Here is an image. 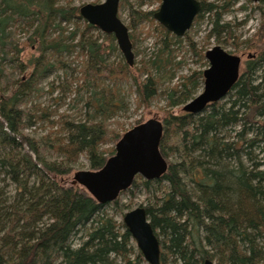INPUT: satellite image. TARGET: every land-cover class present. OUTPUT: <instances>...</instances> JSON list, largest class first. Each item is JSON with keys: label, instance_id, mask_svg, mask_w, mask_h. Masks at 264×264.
Wrapping results in <instances>:
<instances>
[{"label": "trees", "instance_id": "trees-1", "mask_svg": "<svg viewBox=\"0 0 264 264\" xmlns=\"http://www.w3.org/2000/svg\"><path fill=\"white\" fill-rule=\"evenodd\" d=\"M61 1L0 0V80L6 89L0 92V264H148L123 219L116 218L124 215L120 197L132 193V198L139 188L153 199L145 208L160 240L162 264H203L207 258L218 264H264V47L247 61L224 99L199 114L176 113L203 87L204 69L163 91L152 66L142 62L134 69L123 59L109 62L99 42L101 30L82 18L80 6L68 5L72 0ZM123 4L130 10L131 39L137 25L154 26L146 31L160 37L153 63L169 67L173 46L183 38L157 22L155 11L136 10L127 0ZM203 11L214 17L211 35L218 40L231 31L221 23L225 7L203 2ZM19 25L31 31L39 51L22 62ZM105 37L109 53L118 51L115 36ZM188 42L205 63V50ZM77 49L82 58L78 78L90 94L87 118L64 120L68 135L61 142L51 135L25 134L37 116L28 106L41 95V81L68 67L64 54ZM3 60L15 64L22 76L14 78ZM129 80L138 107L166 95L170 109L160 147L169 166L159 179L138 175L132 189L103 204L64 175L81 154L93 170L104 166L110 156L100 147L121 137L111 136L115 130L108 120L121 107L119 86ZM46 148L65 161L49 160Z\"/></svg>", "mask_w": 264, "mask_h": 264}, {"label": "rangeland", "instance_id": "rangeland-1", "mask_svg": "<svg viewBox=\"0 0 264 264\" xmlns=\"http://www.w3.org/2000/svg\"><path fill=\"white\" fill-rule=\"evenodd\" d=\"M105 0H72L71 6H82L87 3H101ZM134 6L136 10L157 11L160 8L162 0H127ZM206 4L213 3L218 6H223L226 11L221 15V23L230 25V32L223 33L218 40L215 35H211L213 28V16L202 11L195 19L192 27L182 37V42L173 46V61L169 67H157L154 60L157 58L158 46L156 41L159 40L158 32H154L151 36L146 34V31L153 30L154 26L149 23L137 25L136 36L132 38L133 51L135 54V66L140 67L142 62L151 67L153 76L160 77L163 80L161 90L174 86L179 81H182L184 76L199 69H205L209 66L208 61L200 62L198 57L193 54L188 40H192L198 48H203L205 52L220 45L222 48L233 54L242 57L241 71L247 65V61L254 59L259 50L264 47V1L254 2L253 0H200ZM68 2L62 0L60 4L66 5ZM219 11V10H218ZM119 15L122 21L129 27L131 32V18L128 4H123L120 7ZM158 22V21H157ZM71 29V25H69ZM16 29V39L20 42V47L23 48L19 61H26L30 56L39 54L37 49L38 44H33L30 40L31 31L19 25ZM98 35V34H97ZM97 35H94L97 37ZM188 38V39H187ZM99 42H102L106 47L107 60L116 63L119 60H125L124 55L118 47V51H110L109 43L105 37V33L101 31ZM117 44V43H116ZM118 46V45H117ZM78 49L71 53L64 54V61L68 67L61 68L46 76L40 83L42 89L41 95L34 99L33 103L29 104L32 112H36L34 117V125L29 126L24 130V133L36 138L52 137L53 140L61 142L67 138L68 132L64 127V120L68 119L74 122H82L87 118L86 102L89 100V93L86 91L82 82L79 81L78 73L82 67V58L77 56ZM4 67L12 73L14 78L22 76V71L10 61H2ZM20 63V62H19ZM134 66V69H135ZM28 71V70H27ZM30 71V69H29ZM136 72V70H135ZM27 73V72H25ZM108 85V83H106ZM110 86V85H109ZM132 80L124 81L118 88V99H121V107L116 114L108 120V124L113 130V134L118 133L122 136L126 131L133 128L135 125L144 122L150 118H157L164 121L165 110L167 107V98L165 94H160L153 100L151 106H137V94L132 91ZM6 90L4 83L0 80V92ZM203 87L197 89L194 97L199 95ZM183 106L176 107L174 111L181 112ZM100 121V120H98ZM120 139V138H119ZM111 140L101 145L100 149L105 152L106 156H111L110 151L115 149L116 143L119 140ZM50 141V140H49ZM52 142V141H50ZM46 155L49 160H58L59 163L63 160L53 150L46 148ZM63 163V162H62ZM69 171L64 177L73 178L74 173L80 170H92L90 161L86 154H81L77 161L69 162ZM14 187L9 184L8 189ZM133 187H131L132 189ZM129 192V191H128ZM127 193L120 198L121 207L124 208L123 213L149 204L152 201V196L145 193L139 188L134 193ZM112 206V205H111ZM113 213V210H110ZM124 215L117 214L116 218L122 220ZM78 245L80 240H76ZM216 264L218 262L214 260ZM172 264H180L176 260Z\"/></svg>", "mask_w": 264, "mask_h": 264}, {"label": "water", "instance_id": "water-1", "mask_svg": "<svg viewBox=\"0 0 264 264\" xmlns=\"http://www.w3.org/2000/svg\"><path fill=\"white\" fill-rule=\"evenodd\" d=\"M260 2L262 0H253ZM121 0H105L80 6V15L106 34H113L116 43L133 67L135 54L129 27L122 21ZM200 0H162L155 19L176 36L183 37L202 12ZM209 66L204 69L202 92L183 105V111L192 114L203 112L213 102L224 99L241 75L242 57L228 52L220 45L205 52ZM164 122L150 118L126 131L115 146V153L97 170H80L74 173L73 185L83 186L99 203L107 204L128 190L136 177L153 180L168 170V160L161 150ZM123 222L133 236L137 248L148 264H162L161 245L148 217L146 208L136 207L123 216ZM203 264H216L205 259Z\"/></svg>", "mask_w": 264, "mask_h": 264}, {"label": "flooded vegetation", "instance_id": "flooded-vegetation-1", "mask_svg": "<svg viewBox=\"0 0 264 264\" xmlns=\"http://www.w3.org/2000/svg\"><path fill=\"white\" fill-rule=\"evenodd\" d=\"M262 1H264V0H262ZM202 2V1H201ZM203 3V2H202ZM202 11H203V9H202ZM156 12V11H155Z\"/></svg>", "mask_w": 264, "mask_h": 264}, {"label": "bare ground", "instance_id": "bare-ground-1", "mask_svg": "<svg viewBox=\"0 0 264 264\" xmlns=\"http://www.w3.org/2000/svg\"><path fill=\"white\" fill-rule=\"evenodd\" d=\"M71 182V181H70Z\"/></svg>", "mask_w": 264, "mask_h": 264}]
</instances>
